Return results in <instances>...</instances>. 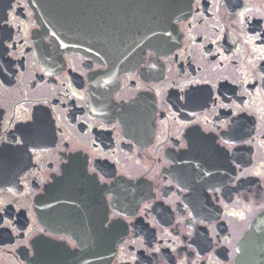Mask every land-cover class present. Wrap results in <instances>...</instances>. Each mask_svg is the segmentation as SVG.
<instances>
[{"label": "flooded vegetation", "instance_id": "1", "mask_svg": "<svg viewBox=\"0 0 264 264\" xmlns=\"http://www.w3.org/2000/svg\"><path fill=\"white\" fill-rule=\"evenodd\" d=\"M176 7L169 52L125 34L95 57L0 0V264H240L264 211V0Z\"/></svg>", "mask_w": 264, "mask_h": 264}, {"label": "water", "instance_id": "2", "mask_svg": "<svg viewBox=\"0 0 264 264\" xmlns=\"http://www.w3.org/2000/svg\"><path fill=\"white\" fill-rule=\"evenodd\" d=\"M81 1L33 0L44 27L60 41L64 50L105 57L106 50L119 48L125 34L137 35V39L144 43L143 51L154 48L167 53L171 49L173 22L179 15L176 7L178 0H109L112 9H122L125 13L114 12L105 17L95 15L94 26L93 21L88 22L86 15L81 16L74 11L82 8L79 5ZM103 18L105 23L101 22ZM82 177L83 174L79 173V178ZM57 191L52 189V192ZM113 244L115 242L111 243V247ZM239 251L242 254L240 264H264V211L255 218L249 232L241 240Z\"/></svg>", "mask_w": 264, "mask_h": 264}, {"label": "snow or ice", "instance_id": "3", "mask_svg": "<svg viewBox=\"0 0 264 264\" xmlns=\"http://www.w3.org/2000/svg\"><path fill=\"white\" fill-rule=\"evenodd\" d=\"M36 124L39 125V118H37ZM17 143H23V141L18 140Z\"/></svg>", "mask_w": 264, "mask_h": 264}]
</instances>
